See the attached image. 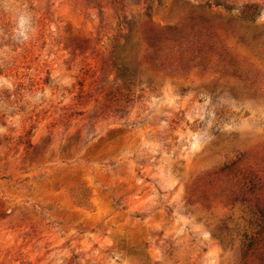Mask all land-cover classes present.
I'll return each instance as SVG.
<instances>
[{
    "label": "rangeland",
    "instance_id": "rangeland-1",
    "mask_svg": "<svg viewBox=\"0 0 264 264\" xmlns=\"http://www.w3.org/2000/svg\"><path fill=\"white\" fill-rule=\"evenodd\" d=\"M257 208L264 0H0V264H259Z\"/></svg>",
    "mask_w": 264,
    "mask_h": 264
},
{
    "label": "trees",
    "instance_id": "trees-1",
    "mask_svg": "<svg viewBox=\"0 0 264 264\" xmlns=\"http://www.w3.org/2000/svg\"><path fill=\"white\" fill-rule=\"evenodd\" d=\"M257 215H258V227L259 230L258 232L262 235L261 238H259L258 240H264V210L263 209H258L257 208ZM253 246V240L249 239L246 243H244V247L246 249H249ZM259 264H264V245H261L259 247Z\"/></svg>",
    "mask_w": 264,
    "mask_h": 264
}]
</instances>
